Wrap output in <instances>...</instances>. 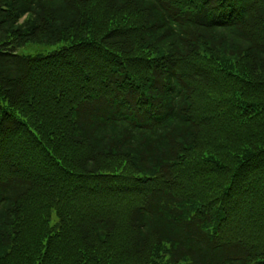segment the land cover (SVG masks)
<instances>
[{
	"label": "trees",
	"instance_id": "1",
	"mask_svg": "<svg viewBox=\"0 0 264 264\" xmlns=\"http://www.w3.org/2000/svg\"><path fill=\"white\" fill-rule=\"evenodd\" d=\"M0 264H264V0H0Z\"/></svg>",
	"mask_w": 264,
	"mask_h": 264
},
{
	"label": "rangeland",
	"instance_id": "2",
	"mask_svg": "<svg viewBox=\"0 0 264 264\" xmlns=\"http://www.w3.org/2000/svg\"><path fill=\"white\" fill-rule=\"evenodd\" d=\"M59 45H49V46H40V45H28L27 47L21 49L19 53L23 56H46L52 52L58 50Z\"/></svg>",
	"mask_w": 264,
	"mask_h": 264
}]
</instances>
